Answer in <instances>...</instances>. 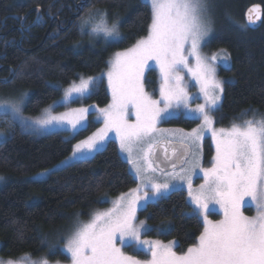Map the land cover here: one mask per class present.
<instances>
[{"label":"trees","instance_id":"obj_1","mask_svg":"<svg viewBox=\"0 0 264 264\" xmlns=\"http://www.w3.org/2000/svg\"><path fill=\"white\" fill-rule=\"evenodd\" d=\"M255 3L264 9V0H211L215 30L209 47L223 49L231 59L228 68L218 69L225 82L219 110L213 113L218 127L254 115L264 117V20L257 29L244 20L246 9ZM97 9L121 20L120 42H95L81 34V21ZM151 19V4L145 0H0V78H10L0 82V89L27 91L25 113L39 116L73 81L103 72L114 52L147 35ZM149 74L156 77L155 70ZM109 101L102 81L75 104ZM196 122L183 116L169 121L186 127ZM95 126L91 123L73 136L64 131L41 134L0 115V127L8 131V138L0 142V177L5 179L0 186V261L25 254L34 261L66 259L60 247L77 221L137 184L114 140L91 158L54 170L45 178H31L72 153L75 142ZM205 154L207 160L213 155L209 139ZM139 216L152 226L151 234L177 240L178 252L194 245L204 230L185 190L150 202Z\"/></svg>","mask_w":264,"mask_h":264},{"label":"snow or ice","instance_id":"obj_2","mask_svg":"<svg viewBox=\"0 0 264 264\" xmlns=\"http://www.w3.org/2000/svg\"><path fill=\"white\" fill-rule=\"evenodd\" d=\"M152 19L148 35L123 52H117L106 73L108 86L112 92V103L99 109L104 127L73 146L69 161L86 159L87 154L96 152L103 145L110 131H115L119 139L121 153L133 166L135 178L140 184L129 193L121 194L113 207L96 212L87 223L77 221L73 231L66 237L65 250L70 254L71 264H264V117L233 122L229 128L215 129L213 113L219 110L224 92V81L216 79V69L209 61H218L228 67L227 53L210 58L201 55V45L212 31L211 5L208 0H150ZM250 9L249 12H255ZM101 23L91 27L90 36L103 35L105 43H118L123 37L119 33V22L107 23V12H98ZM95 19L90 14L81 21L79 29H85ZM260 15L249 14L248 23H254ZM187 45V48H186ZM189 57L195 59V67L189 66ZM154 60L160 67L164 83L160 88L161 100L151 99L143 89L142 77L148 61ZM187 69L200 84L204 103L195 108L189 107V97L181 85L180 72ZM105 74H101L103 77ZM97 77L82 76L79 83L73 81L64 89L62 101L80 99L92 92ZM28 93L17 99L0 102L4 115L20 119L25 127L48 129L69 127L73 133L86 129L90 108L71 109L60 115H46L31 123L21 116L22 105ZM163 102V107L160 104ZM58 103V102H57ZM131 104L136 110V122L125 119V110ZM51 107V106H50ZM183 115L200 121L190 132L182 129H158L157 123L177 117V110ZM253 111V110H248ZM246 114V113H245ZM211 132L216 145V155L212 166L200 168L204 183L198 193L192 194L190 175L199 167L198 162L188 159L187 148L172 161V173L165 175L188 181L189 195L196 208L204 217V230L198 243L189 247L183 254L173 251L174 242L165 245L159 241L141 239L142 233L149 230L146 221L137 222V210H146L151 197L169 191L168 182H155L145 176L155 172L153 152L156 138L167 133L178 136L182 145L196 144L206 132ZM0 135H3L0 133ZM167 152V149H165ZM136 153V155H134ZM66 166L68 162H63ZM180 172H176L177 164ZM184 165H191L185 168ZM143 193L142 195L140 193ZM250 198L245 201V198ZM218 204L223 210L224 219L209 220V204ZM245 203L254 206L255 215L245 216L241 207ZM79 215V214H77ZM121 246L144 248L151 259L145 262L125 255ZM50 251H52L50 247ZM0 264L4 262L0 261ZM6 264H48L46 259L32 261L25 254L20 260H8Z\"/></svg>","mask_w":264,"mask_h":264},{"label":"rangeland","instance_id":"obj_3","mask_svg":"<svg viewBox=\"0 0 264 264\" xmlns=\"http://www.w3.org/2000/svg\"><path fill=\"white\" fill-rule=\"evenodd\" d=\"M145 1L150 3V0H145ZM208 2L211 5V0H208ZM98 12H105V10L97 9V10H94L91 13L92 15H95V19L85 29L84 34L88 35V37L93 39V41H95V42H99L100 41V42L105 43V38L103 37L102 34L99 35V36H90L88 34V32L91 31V27H93L96 24H100L102 22L100 16L96 15ZM107 14H108L107 23L109 25H111L113 22H119V24H121V20L120 19H118L116 17L113 18V16L110 13H107ZM211 16H212V20H213L212 31L209 34V36H207L205 38V41L202 43L201 49H200L201 55H203L205 57H209V58L212 55H214V54L217 55V56H222L224 53H226V51H224L223 49L217 50V49H211L209 47V42L211 41V38H212V36L214 34V30H215V22H214V17H213V14H212V9H211ZM88 17L89 16H87L83 20L88 19ZM119 33H120V36L123 37V33H122V30H121V27H119ZM147 35H145L143 37H146ZM134 44H132L129 47H126V48H123V49H119L116 52H114L112 54V56L110 57L109 61H108L107 68L103 72H101V73H99L97 75H94V76H88V77H97V78H99V79H97L96 83L93 86H91L92 87V92L94 91V89L97 87V85L99 83H101L102 81H105L107 89H108V92L110 94V101L107 104L100 105L97 102H91V103L81 102V103H76L75 104V102L77 100L83 99V98H85L87 96L82 97L80 99L73 98L72 100H70L67 103H65V102L62 101V99H61L62 97H61L58 100H56L53 104H51L50 105L51 107L48 106V107L45 108V109H49L50 108L51 115H60L62 113L70 111L71 109L80 108V107H87V108L91 109V111H90V113L88 115V119H87V127L91 123L96 124V126L93 128L92 131L89 132L88 135H86L83 138H81L78 141H76L74 145L79 143L81 140L87 139L89 136H91L98 129L104 127L103 117L101 116L99 119H97V117L100 116L99 109L107 108L108 105H110L112 103V92H111V89L108 86L106 73L108 72V70L110 68V62L114 58L115 53L126 51L127 49L132 47ZM186 48H187V45H186ZM209 63H211L216 69V79L222 81L219 78L218 69H219V67H225L224 63L218 62V61H209ZM148 65H149V67L145 68L144 73H143V77H142V83H143L144 92L153 100H161L160 88H161V85L164 83V80H163V76H162L161 71H160V67L156 63V61H154V60L148 61ZM227 65H228V67L231 65L230 57H229V59L227 61ZM189 66L190 67H195V59L193 57H189ZM228 67H225V68H228ZM151 70H155L156 71V77H152L149 74V71H151ZM101 74H105V75H103V77H102ZM180 75L183 77V80L181 81V85H182V87H184L185 91L188 94V97L190 98L189 101H188L189 107L195 108L197 106V104L204 103L203 94L200 91V84L192 76V74L189 73L187 71V69H184V70H182L180 72ZM88 77H85V79H87ZM76 83H79V80L76 81ZM67 87H69V86H67ZM22 93H28V92L23 90V89H18V88H14V87H7V86L6 87H2L0 89V102H3L5 100L17 99V98H19L21 96ZM28 98H29V93H28V96H27L24 104L22 105L21 116L29 123H31L32 121H35L37 119L44 118V116L46 115V113L44 111L45 109L42 111L41 115H39V116H31V115H28V114L25 113V106L27 104ZM222 99H223V94H222V97H221V102H222ZM160 106L163 107V102L160 104ZM183 111H184L183 109L177 110L178 115H177L176 118H179V117H182V116L185 117L183 115ZM2 114H3V110H0V115H2ZM8 116L12 117L10 113H9ZM12 118L15 121H17L18 123H20L21 126L24 129L29 130V131H33V132H37V133H41V134L50 133V132H54V131L68 132L69 136H73V135L77 134V133H73V131L69 127H64V128H61V127H50L48 129H38L37 130L34 127H25L24 124L20 121V119H17V118H14V117H12ZM125 119L129 123H135L136 122V110H135V107H133V105H131V104H129L127 109L125 110ZM170 120L171 119L160 121L159 123H157L156 127L158 129H168V130L182 129L184 132H190L193 128H197L199 126V124H200V121L196 120L197 122H196V124L194 126L186 127V126H182V125L171 124V123H169ZM213 127L215 129H220V128H229L230 126L229 127H218L214 123ZM0 133L3 134V135H0V142L6 140L8 138V131L4 127H0ZM163 139H169L171 141L180 142L178 136H172V135H169L167 133H164L163 135L157 136V138H156L157 142L154 144V146L159 141H161ZM208 139L210 140V142H211V144L213 146V155H212V157L209 160H207L206 154H205V143H206V141ZM111 140L116 141L117 144H118V147H119V139L117 138V136L115 134V131L114 130L110 131L108 133V136H107L106 140L104 141L103 145L100 146L99 149L96 152L91 153V154H87V158L86 159L93 157L98 151L104 149ZM189 145H190V147L192 149V155L189 158V160L196 161L199 164V167H196L195 171L192 172L191 175H190L192 194L196 195L198 193L199 186L204 183L203 173L200 171V168H209V167L212 166L213 157L216 155V145H215L214 140L212 139V135H211L210 131L206 132L204 134L202 140L198 141L196 144H189ZM119 151H120V149H119ZM121 155L127 161V159H126V155L127 154L126 153H121ZM134 155H136V153H134ZM70 156H71V153L67 157H65L62 161L57 163L56 165H54L52 167H49V168H46L44 170H41L38 173H35L34 175L31 176V178H34V179L45 178L52 171L65 167L66 165L63 162L67 161L68 165H69V164H72V163L77 162L79 160H83V159H76V160L69 161L68 158ZM129 166H130V170H131L132 174L135 177V171L133 169V166L131 164H129ZM154 167H155V165H154ZM184 167L185 168H190L191 165H184ZM175 171L176 172H180V168H176ZM166 172L167 173H172L173 170L166 171ZM166 172L160 171V170H158L156 168L155 172H147V173L144 174L145 176L151 178L155 182H158V183L159 182H168L171 185V187H170L168 192L163 193L162 195H159V196H156V197H152V193L149 192V197H151L150 202H156L159 199H161V198H163L165 196H168L171 192H173L175 190H185L187 192V195H188L189 203L193 207L194 212L200 216V218L202 219V221L204 223L203 215L198 212L195 203L192 201V197L189 195L188 181L181 180L178 177L174 178V177L165 175ZM136 181H137V184L135 186H133L129 190L124 191V192H122V193H120L118 195L111 196L110 198H108V203L106 205H103V206L95 208L88 218L83 219V220H81L79 222L87 223L91 219V217H92V215L94 213L103 212V211L111 209L113 207L112 201H114L121 194L129 193L132 189L136 188L138 184H140V180L136 179ZM3 182H5V179L0 177V186L3 184ZM140 194L142 195L143 193L141 192ZM249 200H250V198H248V197L245 198L246 202L249 201ZM140 210L141 209L137 210V222L138 221H146V219L140 218V216H139ZM241 212L245 216H249V217L255 215L254 206H252L250 203H245V205L241 207ZM207 218L209 220L213 221L214 223L217 222V221L223 220L224 219V214H223V210L220 208V205L214 204V203L209 204V212H208V217ZM146 223L149 226V230L144 232V233H142L141 239H145V240H149V241H159L160 243L165 244V245L169 244L170 242H174L173 251H175L178 255L184 253V252H178L176 250V246L178 244L177 240H175V239L166 240V239H164V238H162V237H160V236H158L156 234H151L150 231L152 229V226L147 221H146ZM72 231L73 230H71L66 235V237L68 235H70ZM66 237H65L64 243L60 247V249L65 253L66 259H61V258H58V259H55V260L46 259L48 261V264H71L70 254H68L66 252V250H65ZM197 243H198V241L195 244H197ZM194 245H192V246H194ZM117 247H121V249H122V251L124 252L125 255L132 256V257L140 260L141 262H145V261H148V260L151 259L150 253L147 252L146 247H144V248H136V247L121 246L119 243H117ZM16 260H20V259H14L13 261H16ZM31 260L34 261L33 259H31ZM6 262L7 261H5L4 264H6Z\"/></svg>","mask_w":264,"mask_h":264},{"label":"water","instance_id":"obj_4","mask_svg":"<svg viewBox=\"0 0 264 264\" xmlns=\"http://www.w3.org/2000/svg\"><path fill=\"white\" fill-rule=\"evenodd\" d=\"M256 9L255 12L250 13V9ZM81 14V10L79 13L75 14L74 16H79ZM249 14L253 15L255 18L256 15H260V19L255 20L254 23L249 24L248 23V16ZM244 20L245 23L248 25L251 29H257L259 28L264 20V9L263 6L259 3H255L250 5L244 14ZM187 148V151L189 153L188 159L191 157L192 149L189 144L182 145L180 142L177 141H171L169 139H163L159 141L153 148V152L155 153V156L152 157V159L155 161L154 165L155 167L163 172L173 170L171 167L172 161L176 159V157L173 155V150L175 149L177 153H179L182 149ZM167 149V152L165 151ZM177 168H180V164H177Z\"/></svg>","mask_w":264,"mask_h":264},{"label":"flooded vegetation","instance_id":"obj_5","mask_svg":"<svg viewBox=\"0 0 264 264\" xmlns=\"http://www.w3.org/2000/svg\"><path fill=\"white\" fill-rule=\"evenodd\" d=\"M9 80H10V78H5V79L0 78V82H2V83L7 82Z\"/></svg>","mask_w":264,"mask_h":264},{"label":"bare ground","instance_id":"obj_6","mask_svg":"<svg viewBox=\"0 0 264 264\" xmlns=\"http://www.w3.org/2000/svg\"><path fill=\"white\" fill-rule=\"evenodd\" d=\"M80 11V10H79ZM79 13V12H78ZM77 14V13H76ZM75 15V14H74ZM76 17V16H75ZM247 25V24H246ZM248 26V25H247Z\"/></svg>","mask_w":264,"mask_h":264}]
</instances>
